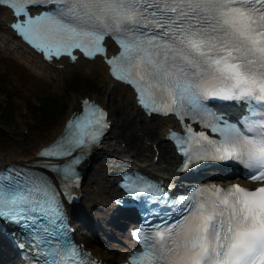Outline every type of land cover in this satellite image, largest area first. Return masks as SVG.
<instances>
[{"label":"snow or ice","instance_id":"snow-or-ice-1","mask_svg":"<svg viewBox=\"0 0 264 264\" xmlns=\"http://www.w3.org/2000/svg\"><path fill=\"white\" fill-rule=\"evenodd\" d=\"M0 6L13 10L12 26L49 60L64 53L76 60L77 49L90 58L102 54L146 110L177 116L183 132L170 138L182 168L207 159L238 162L260 182L197 185L172 198L138 172L122 175L125 191L150 206L133 230L141 247L124 264H264V0H0ZM109 36L120 46L111 56ZM216 101L233 102L239 116L217 111ZM109 127L107 111L85 100L40 159L0 168V219L20 227L31 264H98L72 237L65 198L74 197L78 166Z\"/></svg>","mask_w":264,"mask_h":264},{"label":"bare ground","instance_id":"bare-ground-1","mask_svg":"<svg viewBox=\"0 0 264 264\" xmlns=\"http://www.w3.org/2000/svg\"><path fill=\"white\" fill-rule=\"evenodd\" d=\"M11 20L10 10L0 9V66L9 70L10 78L19 88L24 91L35 92L61 86L68 93L75 95L77 92L83 95L82 92L92 91L97 98V102L110 111L113 126L115 120L116 126L123 128L117 137H122V141H127L126 148H114L104 140L101 143L103 146L96 149L82 166L86 174L81 203L85 218L93 220L103 218L105 220L110 217V212L113 210L112 199L115 195L121 193L115 183L117 169L121 165L130 163V160H133L136 165L139 162L143 163L140 165L143 166L144 170L162 178H167L176 172L173 167L180 161V157L176 154L172 143L164 137L167 128L170 126V118H159L152 124L148 123L147 116L136 106L133 90L129 86L113 80L108 65L100 56L92 60L80 57L76 63L69 62L67 58H61L59 61H53L52 63L45 61L41 54L36 53L19 38L15 37L8 27V22ZM59 64H62L63 67ZM56 80L60 85L56 84ZM98 81H101L102 84L98 85ZM92 82L97 83V85L92 84ZM121 94L126 95L128 102L124 103L118 100L117 95ZM83 97H86V95L74 97L72 101L73 109L68 111L61 122L53 128L50 135L42 139L40 143L33 144L28 150L0 149V162L9 163L18 160L37 159L38 149L62 131L73 110L82 107L81 99ZM131 114H134V117ZM140 136L146 141L151 140L152 145H157L160 149L158 164L153 161L156 150L152 146H147ZM124 151L128 153L125 158L129 160H125L124 157L120 156V153ZM150 154L153 155L149 161L147 156ZM163 163H167V165H163ZM95 208L99 210L100 217L96 216L97 213L93 211ZM96 241L99 247L106 249L105 251L112 250L114 255V258H111L112 260L116 259L119 262L124 259L122 254L127 251L129 245L127 239L125 242H117L114 245L105 243L103 238H98Z\"/></svg>","mask_w":264,"mask_h":264},{"label":"rangeland","instance_id":"rangeland-1","mask_svg":"<svg viewBox=\"0 0 264 264\" xmlns=\"http://www.w3.org/2000/svg\"><path fill=\"white\" fill-rule=\"evenodd\" d=\"M98 82V85L102 84L101 81ZM56 84H59L58 80H56ZM92 84L97 85L95 82H92ZM47 93L55 95V98L59 101L58 106L55 108L52 107L51 110H45L38 104V100L42 98L43 94ZM82 93L83 95L97 99L92 91L88 90L86 93ZM79 95L83 96L80 92H77L76 95L68 93L61 86L46 88L35 92L24 91L10 78L9 70L3 69L0 66V127L3 129V133H0V149L28 150L33 144L40 143L42 139L50 135L53 128L61 122L68 111L73 109L72 101L75 96L77 97ZM117 98L124 103L128 102V98L124 94L117 95ZM7 105H10L12 109L9 106L6 109ZM131 115L134 117V114ZM155 121V118L147 119V122L151 124ZM26 129H29L28 133H25ZM122 130L123 128L121 126H116L113 130L114 133L108 136V143L112 147L119 149L127 147V141H122V137H116ZM140 138L147 144L142 136ZM147 141L150 142L151 140ZM127 154L124 151L120 153V156L125 158ZM151 158L152 154L148 156L149 160ZM102 236L103 234H99L98 237L102 238ZM94 240V236H86V241L94 250L104 253L101 248L98 249ZM0 256L3 261L0 264H16L12 249L1 239Z\"/></svg>","mask_w":264,"mask_h":264},{"label":"trees","instance_id":"trees-1","mask_svg":"<svg viewBox=\"0 0 264 264\" xmlns=\"http://www.w3.org/2000/svg\"><path fill=\"white\" fill-rule=\"evenodd\" d=\"M58 99L55 98V96H46V98L42 101V104L47 107H57L58 106Z\"/></svg>","mask_w":264,"mask_h":264}]
</instances>
